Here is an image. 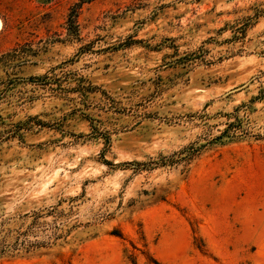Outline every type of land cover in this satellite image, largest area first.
Segmentation results:
<instances>
[{"label": "rangeland", "instance_id": "obj_1", "mask_svg": "<svg viewBox=\"0 0 264 264\" xmlns=\"http://www.w3.org/2000/svg\"><path fill=\"white\" fill-rule=\"evenodd\" d=\"M20 44L42 51L0 68V227L63 237L0 264H264V0H0V55Z\"/></svg>", "mask_w": 264, "mask_h": 264}, {"label": "trees", "instance_id": "obj_2", "mask_svg": "<svg viewBox=\"0 0 264 264\" xmlns=\"http://www.w3.org/2000/svg\"><path fill=\"white\" fill-rule=\"evenodd\" d=\"M69 24L71 25L68 28L69 34L74 39H79V31L78 26L75 21V14H71L68 19ZM25 44H20L9 50L8 52L0 55V68H7L10 66L12 62L18 59H24L28 60L29 57H36L40 54L42 51V48H30L26 49ZM84 47V46H82ZM81 47V49H82ZM29 81L32 85L36 86H42L43 88H48L51 90L57 89L58 86L57 81L55 78L49 75V73L42 74L40 76L36 77H30ZM1 79H0V87H2ZM79 87V86H78ZM93 87L90 86H82L81 92L82 95H86L87 92L92 91ZM35 118V117H34ZM21 123V122H20ZM41 121L38 120V124H40ZM43 125V124H41ZM19 126H22L20 124ZM21 129V128H20ZM94 129V128H93ZM239 129L237 126L234 125V122H228L226 128H224L221 131V134L216 136L213 140L221 141L225 136L227 137H236V130ZM95 130V129H94ZM106 142L108 143L110 138L108 136L102 135ZM215 142V141H214ZM203 146H189L183 148L181 151H179V154H186V161L188 164H190L194 159H196L201 154V148ZM176 153H174L171 156H162L159 161H150V162H128L130 165H135V169L142 170L144 168L146 169H152L156 166H165V165H173L176 162L173 160V156ZM106 164H109L110 162H105ZM39 214H36V219L32 222V228L21 230V229H15L10 227H5V223H1L0 227V258L2 257H15L20 254H31L34 253L41 248H51L58 239L63 237L62 233H58V231H52L48 232L46 230L37 229L36 221L39 218ZM36 227V228H35ZM35 228V229H34ZM57 230V226H56ZM116 235H121L117 234ZM32 237V238H30ZM155 264H158L157 261H154Z\"/></svg>", "mask_w": 264, "mask_h": 264}]
</instances>
